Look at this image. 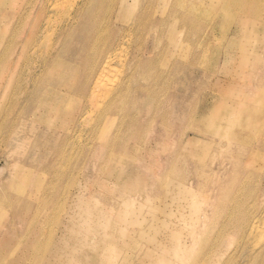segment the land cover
<instances>
[{
    "label": "rangeland",
    "instance_id": "rangeland-1",
    "mask_svg": "<svg viewBox=\"0 0 264 264\" xmlns=\"http://www.w3.org/2000/svg\"><path fill=\"white\" fill-rule=\"evenodd\" d=\"M7 1L24 16H11V27L0 34V179L14 181L0 190V202L14 209V217L11 208L4 209L0 232L10 229L15 236V241L1 242L0 264L7 261L10 245L26 238V264L75 262L74 251L82 247L76 234L68 233L70 221L91 231L88 239L79 237L86 243L119 245L113 262L109 253L83 248L95 259L80 264H149L137 254L153 245L159 248L152 254L166 264H252L250 255L264 248V0H141L133 13L122 11L125 22L118 20L125 0L99 1L89 24L69 36L75 45L68 54L89 72L92 54L100 57L111 44L100 69L111 59V75L95 101L106 94L111 100L117 90L111 92L109 85L121 83L134 57L140 63L133 67L135 89L123 94L112 112L83 119L89 100L79 96L78 73L65 63L60 70L70 77L61 82L46 61L50 57L40 54L41 28L27 38L34 15L43 16V25L47 9L38 0ZM61 2L56 3L62 7L50 5L55 13L69 5ZM181 4L189 7L187 18L175 12L185 11ZM56 22L55 16L45 43L54 36ZM25 46L34 47L33 52L24 51ZM22 84H28L25 95H20ZM71 86L72 97L60 96L52 105L70 111L67 120L81 105L82 114L64 123L42 108V119L50 123L42 127L43 142L31 139L13 147V120L27 102L36 111L49 90ZM249 107L258 111L247 112ZM214 127L220 133H213ZM24 128L18 125L19 131ZM125 208H131L132 220H116ZM97 212L102 219L112 217V225L96 230ZM20 216L27 222L16 223ZM251 221L256 223L249 237L245 230ZM200 232L197 243L192 236ZM124 242L130 244L124 252L128 259L120 251ZM172 243L177 249L184 243L192 260L178 262L166 253ZM254 264H264V256Z\"/></svg>",
    "mask_w": 264,
    "mask_h": 264
},
{
    "label": "bare ground",
    "instance_id": "bare-ground-1",
    "mask_svg": "<svg viewBox=\"0 0 264 264\" xmlns=\"http://www.w3.org/2000/svg\"><path fill=\"white\" fill-rule=\"evenodd\" d=\"M60 1H62V0H60ZM64 1H65V4L61 2L62 4H64L63 6H66V4H68V3H69V5L67 6L66 9L63 10V11H65L64 13L60 12V14H59V13H55L56 10L53 8V6H50V5H52V3H54L53 0H38V3L41 4V7L43 6L44 9H47L48 18H47V20H45V22L42 25V23H41L42 20H40V19L43 16H41V15L35 16L34 15L33 18H35V21L33 23V26H31V27L28 26V29L30 30V33H29L27 38L28 39H32L34 34H37L36 30L38 28H41L40 32H39L41 34H39V36L37 38V40L40 39V45L42 46V48H41L42 50H40L41 56L50 57L46 61L47 62L50 61V62L53 63V67H54L53 71H56L57 78L60 79L61 82H63V83L65 82V80L67 81L69 79L68 77H70V75L67 74L66 70L61 71L60 67H62L66 63V64H70L74 68V72L73 73L75 75H76V73H78L79 77L81 78V80L77 84V88H78V91H79V96L81 98H84V100L85 99L89 100V102H87L88 104H86L87 105L86 111H85L82 119L85 116H90V115H94L97 118H99L100 117L99 113H101V112H104V113L112 112V110L115 108V106L119 105L117 103H118L120 97L123 94H127L128 91H132V90L135 89V87H136L135 85L136 84L132 83L133 82L132 79L136 77V71L133 70V67H137L136 62L138 61L140 63V60L138 59L137 56L133 58L132 62L128 65V70L126 72L125 78L122 79V81H121V83L119 85H118L119 81L116 83V85H115V83H112L111 87L109 85V88H110L111 92L112 91L114 92L115 90H117L115 92L116 93L115 96L113 98H111V100L108 99L109 98V94H106L103 98L101 97L102 98L101 101L100 100H99V102L95 101V97L94 96L98 95L99 92L102 91L103 88H105L103 85L107 84L106 83L108 81L107 77L110 74L109 73L110 72V65L112 63V62H110L111 59H109L107 61L106 65H105V68L103 70H100V69L102 67L104 58L106 57V55L108 53L107 51H109V52L111 51L109 49L111 44L107 45L104 48L105 50L107 49V51H103V53L100 55V57H99L97 52L92 54V57H94V58H93V60L90 63L91 69L88 72V70H86L84 67H82L80 65L79 58L74 57V56L68 57L70 45H75V42H72V44H70L69 36L76 34L75 31L78 30V28L82 27L81 24H84V25L89 24V19H93L94 18V11L98 7V5H97L98 2L101 1V0H67L68 3H66V0H64ZM152 1L154 2L155 0H150L151 3H152ZM56 2H57V0H56ZM56 2L54 4H57ZM125 2L126 3H123L120 6L119 17H118L119 21H124V18L122 17L123 16L122 11L128 9L129 12L133 13L134 11L138 10L139 7H141V0H136L135 4H133V5L128 4L127 0H125ZM58 3H60V2L58 1ZM181 5L185 9V11H175V12L178 15H181L180 13L182 12V14H184L186 16V18H187V16L189 15L188 13H190V11L187 10V8H189V7L185 6L184 4H181ZM56 6L62 7V5H58V4ZM50 7H52V8H50ZM16 10H17V8L13 7L11 5V3L9 4V1L0 0V18H1L0 19V34H1V32L3 33L5 31H7L11 27L10 23H13L11 18H10L11 16H13L14 18H16L17 16L19 18H22L24 16V14H23L24 11L23 10L22 11L19 10L17 13H16ZM75 12H76V15L74 16ZM127 14H128V11H127ZM55 16L57 17V20L59 19V23L56 22L57 24H59V26L56 28L55 31L53 30L55 32L54 36L50 35L49 37H52V38L51 39H47L48 41H46V43H45L44 39L46 37H44V35H46V32L49 30V26L51 25L52 20L54 21V17ZM85 20H86V22H85ZM20 22H22V21H20ZM51 27H52V25H51ZM83 27L86 28L87 26H83ZM53 29H55V28L53 27ZM14 35H13V37H14ZM0 47H1V44H0ZM19 49H20V47H19ZM29 49H31L32 52H33L34 47L31 48L30 46H25L24 51H27ZM46 61H41L40 63L45 64L44 62H46ZM101 71H102V73H101ZM34 74L36 75L37 71H34ZM52 75H55V73L53 72ZM163 76H165V75L163 74ZM50 78H53V77H50ZM141 78H142V76H141ZM109 79H110V77H109ZM95 80H97V83H96L95 87L93 88L92 84H93V82H95ZM136 83H139V82H136ZM171 83H172V81H171ZM114 85H115V88H114ZM91 86H92V88H90ZM100 87H102V88L99 90ZM139 87H144V85L143 84H139ZM72 90H73L72 86L69 89H66V90L61 89V88L49 90L45 94L44 98L41 100L42 102L40 101L41 102L40 108L38 110H36V111H34L35 109H33L34 112L28 106V102H27V104L25 106L24 113L22 112L21 115H18L17 118H15L13 120L15 125H13V128H12V130L10 132L11 135L9 136L10 137L9 139L11 141V145L13 147H16V146L22 147L24 145V143L27 142V140H31V139L33 140L32 141L33 144L43 142V140H44L43 134L44 133L42 131L43 130L42 127H45L49 123V119H46V120L42 119L43 118V117H41L42 114H41V112H39L42 108L45 109V107H46V109H48V110H46L48 114H50V115H51V113H52V115L56 114V116L59 117L62 120V122H64V123H66V122L71 123V121L74 120V117L78 113L79 114H78L77 117H79L82 114L83 110H84L83 105H81L78 108L77 113H75L74 117H72L73 118L72 120H67L66 119V118H68L67 116H69V118H70V111L69 110L71 109V107L67 108V111H69V112H66V110L62 111L61 109L55 108L53 106L54 104L52 105V103H54L58 99V97H60V96H63L65 98H69L70 99L72 97L71 96ZM25 92H28V84H22L20 86V95L21 94L25 95ZM137 92L140 93L138 90H137ZM31 98L32 97L29 98V101L31 100ZM116 98H117V100H116ZM260 98H262V97H260ZM260 98L258 97V99H260ZM136 101L134 102V106L135 107H137L136 106V104H137ZM16 105H18V102H17V104H12V106H10V107L12 108V107H15ZM158 106H159V102H158ZM155 107H156V105H155ZM225 107H227V106H225ZM73 110H75V107H73L72 111ZM246 111L247 112L250 111L253 114V113L257 112L258 109L254 108V107H249V108H247ZM38 114H41V115H39V117H38ZM246 116H247V114H246ZM135 117L138 118V115H136ZM20 124L23 125V126L25 125V128L21 130L22 132L19 131V129H18V125H20ZM49 125H50V123H49ZM49 125L47 127H50ZM238 131H240V130H238ZM213 133H216V134L220 133V128L219 127H214V132ZM49 136H53V133L49 134ZM8 145H10V144H8ZM187 145H189V144L187 143ZM32 153H33V151H31V153L27 152L25 154V156H28L29 154H32ZM35 154H36V150H35ZM15 181H17V180H15ZM131 182H133V181L131 180ZM7 183H9V185H12L14 183V181H13V179L10 180L9 178H7L6 180L0 179V190ZM6 208H11L12 217H14V214H13L14 209L11 206H9L7 201H6V203H5V201H1L0 202V222L3 219L4 209H6ZM130 209L131 208H129V209L125 208L124 212H120L118 214L116 220H118V218L121 219V220H124L125 222H128V221L132 220L133 215H132V210H130ZM5 217L7 218V216H5ZM111 218L102 219V217L100 216L99 212H97L96 213V218H95V229L99 230L101 228V226L105 225V223H107L109 226H111L112 222H109V220ZM113 219H115V218H113ZM17 222H21V224H24V223L27 222V217L20 216V217L17 218L16 223ZM257 222H258V220H257ZM254 223H256V222L251 221V223H248V225L246 227L245 234H248L249 237L252 235L253 229L255 228ZM123 224H125V223H123ZM165 227L168 228V227H171V225L170 226L166 225ZM68 228H69L68 229V231H69L68 233L70 235L76 234L77 241L82 247V249H80V247H79L77 250H75L74 251L75 254H74V256H72L73 258L76 256L78 258V260H76L75 262L73 261V263H72V261H68V262H70L69 264H80L81 261H85V262L87 261L88 262V260H89V262L93 263L91 261V259L93 260L95 258L92 256V257H89L90 258L89 259L87 257V255L83 254V252L85 251L83 248L89 249L91 251L93 249L96 252H102L104 255L109 253L110 254L109 255L110 259L113 262V258H115L114 253H116L117 250H119V248H118L119 245L116 246V245H114L112 243L103 244V245H99V246L92 245L90 243V241H88L86 243L84 241L85 239L84 240L79 239V237H87V239H88V237L91 234L90 230H82L80 227L78 228V225L76 223H74L73 221H70V224L68 225ZM152 228H154V227L152 226L151 229ZM159 228H161V227H159ZM242 228H245V227H242ZM256 228H257V225H256ZM168 229H170V228H168ZM32 230H33V228L31 229V231ZM120 230H125V228L120 227ZM174 230H176V229H174ZM173 233H175V231ZM194 234L195 235L192 236V238L195 239V242L199 243L201 241V239H202L203 233L200 232V233H194ZM29 235H28V237H29ZM123 235H125V236L126 235H132V233L130 231H124ZM154 235H155V233H154ZM171 236H172V239L174 237H176L175 235H171ZM152 237H154V236H152ZM197 237H199L200 239L197 238ZM26 239H24L19 244L10 245L9 250L7 252V256H8L7 257V261L4 264H26L25 261H27V255H26V253H24V246H25ZM248 240H250V239L248 238ZM2 241L3 242L15 241V236L11 234V230L10 229L7 230V232H5V233H4V231L2 233L0 232V244H1ZM154 244H156V243H154ZM183 244L180 245L181 248L183 247V249L180 250L181 248L177 249V247H176L177 244L172 243L171 246L168 249H166L167 250L166 253H168V254L172 255L173 257H175L176 259H178L177 260L178 262H179L180 259H185V258L186 259L188 258L191 261L192 258H193L191 256V254H189L191 251H190V249L187 248V246H185ZM121 245L122 246L120 247V251H122L123 254H125L127 252L126 249H128V247H130V244L128 242H124ZM158 248L159 247L156 246V245H153L152 248L151 247L150 248L149 247H147V248L141 247L139 249L137 257L142 256V257L148 258L149 261H150L149 264H166L165 260L163 259L164 257H160V256L152 254L154 251H157ZM1 249H2V247L0 245V257H1V254H2V250ZM164 249H165V247H164ZM260 251L261 252L254 251V253H252L250 255V258H252L254 256L255 262H257V260H259L261 257L264 256L263 255L264 254V248H262ZM168 254H166V255H168ZM93 255H95L94 252H93ZM172 256H170L169 258L171 259ZM125 257H126V259H128V255H126ZM172 259L174 260V258H172ZM254 259L253 260L251 259V261H253L252 264H254ZM59 261L60 260L57 259V260L54 261V263H58ZM123 261H124V259L121 262H123ZM66 264H68V263L66 262Z\"/></svg>",
    "mask_w": 264,
    "mask_h": 264
}]
</instances>
